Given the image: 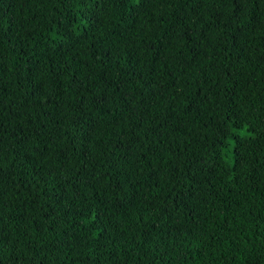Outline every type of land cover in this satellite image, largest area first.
I'll list each match as a JSON object with an SVG mask.
<instances>
[{
    "label": "trees",
    "instance_id": "obj_1",
    "mask_svg": "<svg viewBox=\"0 0 264 264\" xmlns=\"http://www.w3.org/2000/svg\"><path fill=\"white\" fill-rule=\"evenodd\" d=\"M0 264H264V0H0Z\"/></svg>",
    "mask_w": 264,
    "mask_h": 264
},
{
    "label": "rangeland",
    "instance_id": "obj_2",
    "mask_svg": "<svg viewBox=\"0 0 264 264\" xmlns=\"http://www.w3.org/2000/svg\"><path fill=\"white\" fill-rule=\"evenodd\" d=\"M228 160H231V158H230V157H228Z\"/></svg>",
    "mask_w": 264,
    "mask_h": 264
}]
</instances>
